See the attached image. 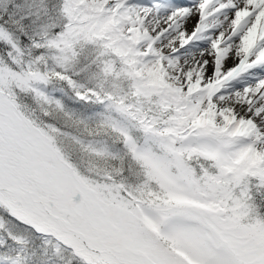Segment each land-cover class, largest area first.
<instances>
[{"label": "snow or ice", "instance_id": "obj_1", "mask_svg": "<svg viewBox=\"0 0 264 264\" xmlns=\"http://www.w3.org/2000/svg\"><path fill=\"white\" fill-rule=\"evenodd\" d=\"M0 264H264V0H0Z\"/></svg>", "mask_w": 264, "mask_h": 264}]
</instances>
